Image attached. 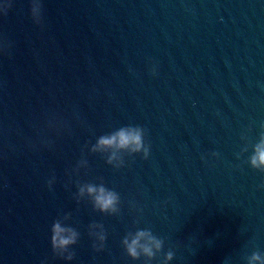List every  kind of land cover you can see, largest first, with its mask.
<instances>
[{"label": "water", "instance_id": "95a60500", "mask_svg": "<svg viewBox=\"0 0 264 264\" xmlns=\"http://www.w3.org/2000/svg\"><path fill=\"white\" fill-rule=\"evenodd\" d=\"M44 18L41 30L29 0L0 16L12 45L0 55V264H64L50 245L64 216L81 232L72 264H139L121 246L138 209L172 264L264 252V173L250 152L236 158L242 135L255 143L264 131V0H44ZM54 115L70 134L46 129ZM128 124L147 129L148 160L116 170L88 151ZM82 156L88 168L72 173ZM101 180L120 193V217L75 199L78 182ZM93 222L108 232L102 252Z\"/></svg>", "mask_w": 264, "mask_h": 264}, {"label": "clouds", "instance_id": "9594fccd", "mask_svg": "<svg viewBox=\"0 0 264 264\" xmlns=\"http://www.w3.org/2000/svg\"><path fill=\"white\" fill-rule=\"evenodd\" d=\"M15 0H0V16H7L13 8ZM30 15L32 21L41 28L45 27L44 0H29ZM11 43L0 37V55L10 52ZM152 76L158 75L157 65L153 64L150 69ZM75 115V114H74ZM219 115V113H217ZM78 119V116H76ZM264 127V126H262ZM46 129L61 135L67 130L70 134L71 124L57 116H51L46 121ZM251 130V129H249ZM148 131L141 125L128 124L115 128L114 130L96 137L95 143L86 146L92 154H101L105 157L106 163L113 169L120 170L126 166V157L134 158L139 156L143 160H148L151 156L152 145L146 139ZM242 147L236 154V158L248 154L246 163L254 170L264 173V131H262L255 143H251L247 135L241 136ZM53 141L42 136L40 144L49 149L53 146ZM33 148L36 145H31ZM210 157L219 159V152L210 153ZM205 159V157H202ZM88 168V160L82 156L77 161L72 173L79 175L82 169ZM56 183L53 174L47 181L48 188L51 190ZM75 199L77 202L86 200L95 212L104 216L120 217L122 215V199L119 192L108 187L102 180L96 182H78ZM264 187V185H261ZM135 208L134 202L131 204ZM142 209L137 210V217L133 220V228L125 233L121 240V246L126 256L132 262L139 264H172L176 258V252L172 247L165 251L166 241L158 236L150 227H140ZM69 219H55L50 227V245L52 253L64 264H72L76 259L75 246L81 239V232L77 228L66 223ZM88 235L92 240V248L96 252L105 250L108 240V232L103 223L93 222L88 225ZM246 264H264V252L259 250L252 251L246 257Z\"/></svg>", "mask_w": 264, "mask_h": 264}]
</instances>
